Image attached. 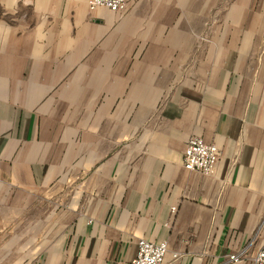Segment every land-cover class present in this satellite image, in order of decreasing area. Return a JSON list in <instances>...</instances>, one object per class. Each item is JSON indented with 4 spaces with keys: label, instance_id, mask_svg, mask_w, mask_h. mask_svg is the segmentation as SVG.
I'll use <instances>...</instances> for the list:
<instances>
[{
    "label": "crops",
    "instance_id": "obj_1",
    "mask_svg": "<svg viewBox=\"0 0 264 264\" xmlns=\"http://www.w3.org/2000/svg\"><path fill=\"white\" fill-rule=\"evenodd\" d=\"M45 1L53 64L15 60L27 40L40 49V32L0 33V264H131L140 238L168 242L164 264H253L264 248V0H140L122 12ZM53 89L68 105L81 94L82 111L43 123ZM192 136L218 146L210 175L184 166Z\"/></svg>",
    "mask_w": 264,
    "mask_h": 264
},
{
    "label": "rangeland",
    "instance_id": "obj_2",
    "mask_svg": "<svg viewBox=\"0 0 264 264\" xmlns=\"http://www.w3.org/2000/svg\"><path fill=\"white\" fill-rule=\"evenodd\" d=\"M39 5L41 6L35 7L33 5H23L22 3H20V5L17 6L16 8L5 9L0 7V33L5 32L10 34L11 36L16 34L33 36V33L40 32L42 37L40 49L35 50L33 47L34 41L27 40L25 54H19V57H16L15 60H19L20 63L24 61L26 65L33 64L34 60H40L42 66H49L50 64H53L54 60L56 59V57L53 56L52 53L55 52L54 45L55 44L57 45L58 41L56 40V36H54L55 40L54 41L52 40L53 38L52 31L53 29L54 31H56L58 28V25L55 23L57 16H55L54 13L49 8V2L42 0V2L39 3ZM178 15L187 17L190 14L188 12L186 13L184 10H181V12ZM65 17L71 19V21H74L72 14L65 16V13L61 11L60 16H58V18H63L64 20ZM186 27L187 29H189L188 30L189 32H192V28H193L192 25ZM57 65H58L57 68H60L62 66L61 64L58 63ZM79 66L80 65L76 67ZM43 91L46 90L43 89ZM51 91L53 94L52 97L51 94L49 96H43L42 99L41 116L43 123L49 125L51 122L52 124V122L54 121H51V116H52V120L54 118L63 120L67 110L70 111L72 107L74 109V112L80 113L82 111L83 106L80 103L81 94L79 95V99H78L79 103L74 105H68L65 102V97H60L59 95L60 92H64L65 90L53 89ZM75 91H79V93L81 92V90H75ZM121 108H122L121 109L122 113L123 112L126 113L129 111V105H122ZM113 109L114 108H112V111ZM74 185L75 184L69 185L67 188H65V190L61 192V194L70 193L71 189H73L72 186Z\"/></svg>",
    "mask_w": 264,
    "mask_h": 264
},
{
    "label": "built area",
    "instance_id": "obj_3",
    "mask_svg": "<svg viewBox=\"0 0 264 264\" xmlns=\"http://www.w3.org/2000/svg\"><path fill=\"white\" fill-rule=\"evenodd\" d=\"M138 1L140 0H88V6L91 10L104 7L111 11L122 12L130 3ZM218 160L219 149L216 144L209 143L200 136L190 137L184 151V166L187 170L210 175L214 172ZM172 211L175 212L176 207H173ZM168 250L166 240L156 241L140 238L136 256L131 264H164ZM173 256L178 258L179 254L174 253ZM241 260V254L229 256V261L238 262ZM253 264H264V248L256 254Z\"/></svg>",
    "mask_w": 264,
    "mask_h": 264
}]
</instances>
